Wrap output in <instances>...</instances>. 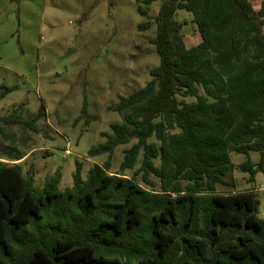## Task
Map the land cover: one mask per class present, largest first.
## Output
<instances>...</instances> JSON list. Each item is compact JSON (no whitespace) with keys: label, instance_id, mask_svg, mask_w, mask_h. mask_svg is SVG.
I'll use <instances>...</instances> for the list:
<instances>
[{"label":"trees","instance_id":"obj_1","mask_svg":"<svg viewBox=\"0 0 264 264\" xmlns=\"http://www.w3.org/2000/svg\"><path fill=\"white\" fill-rule=\"evenodd\" d=\"M160 1L149 40L158 65L110 107L122 120L88 151L107 154L103 165L83 178L75 162L72 186L59 190V170L37 189L31 171L0 162V264H264L256 194L217 192L234 187L224 180L232 152L246 157L248 182L264 172V0L257 9L248 0ZM177 10L192 15L195 46L186 47ZM10 91L0 87V100ZM43 116L42 105L29 121L0 116V137L13 125L32 131ZM126 144L111 172L113 149ZM4 154L24 158L16 148Z\"/></svg>","mask_w":264,"mask_h":264},{"label":"rangeland","instance_id":"obj_2","mask_svg":"<svg viewBox=\"0 0 264 264\" xmlns=\"http://www.w3.org/2000/svg\"><path fill=\"white\" fill-rule=\"evenodd\" d=\"M257 9L262 0H248ZM161 1L148 6L135 0H0V87L11 91L0 100V116L16 111L29 121L39 107L44 116L34 130L13 125L0 137V162L18 163L23 175H33V186L57 170L59 190L72 186L75 162L81 163L83 178L93 165L103 163L107 154L89 158L88 151L102 144L101 133L110 134V124L122 120L110 107L119 97L142 88L158 58L149 40L154 37V17ZM138 8L145 10L141 16ZM174 19L182 25L186 47L200 42L192 15L177 10ZM151 22L146 31L138 25ZM71 51V52H69ZM192 101L191 98L186 99ZM130 144L113 149L110 171L116 172L122 151ZM16 148L24 158L8 161L5 151ZM233 169L224 180L234 187L218 186L229 194L250 189L259 199L257 217H264V172L253 182L239 169L246 157L229 154ZM252 162L257 153H250ZM131 172H126L125 177ZM152 181L157 186L156 179Z\"/></svg>","mask_w":264,"mask_h":264},{"label":"water","instance_id":"obj_3","mask_svg":"<svg viewBox=\"0 0 264 264\" xmlns=\"http://www.w3.org/2000/svg\"><path fill=\"white\" fill-rule=\"evenodd\" d=\"M69 52H71V51H69Z\"/></svg>","mask_w":264,"mask_h":264}]
</instances>
